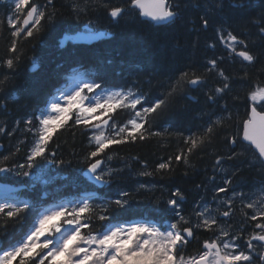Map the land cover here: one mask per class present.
<instances>
[{"label": "snow or ice", "instance_id": "snow-or-ice-1", "mask_svg": "<svg viewBox=\"0 0 264 264\" xmlns=\"http://www.w3.org/2000/svg\"><path fill=\"white\" fill-rule=\"evenodd\" d=\"M128 2L130 8L138 9L139 16L153 25L168 26L180 21L189 33L197 35L192 42L193 50L199 46V34L211 29L215 39L206 48L216 49L219 44L231 62L240 64L239 82L247 84L244 115L237 118L238 131L224 137L227 152L211 153L213 174L207 177L208 183L202 181L195 185L206 194L211 190L212 199L202 196L193 204L191 213L184 214L182 202L186 196L176 187L170 190L167 199L162 194L156 200L155 211L159 216L153 217L139 211L133 204L135 194L124 189H119L114 198L98 197L100 202L96 203L92 195L61 199L60 189L64 187L61 184L51 197L61 202L42 210L40 205L50 196L47 190L32 199L19 198L34 191L37 183L51 186L58 179L68 181L80 191L74 178L52 175L54 169L71 165V161L57 159L56 149L50 150L55 134L70 120L92 133L88 138L90 150L83 158V175L92 185L110 186L124 169L107 166L103 158L106 150L113 145L163 137L165 133L151 130L154 118L175 97L203 85L206 75L215 72L217 81L215 87L204 93L205 103L217 106L220 113L228 115H217L214 111L201 131L187 136L178 132V136H183V147L174 156L158 162L151 171L147 170L146 162H141L143 170L136 174L168 175L174 172L175 162L185 165L187 176L191 155L211 146L218 129L232 119L225 97L238 81L221 67L223 56L205 57L203 73L189 65L178 76L168 77L163 98L154 100L136 89L135 83L127 88L107 89L102 82H97L103 80L102 76H93L81 64L67 74L73 83L57 88L43 108L17 119L10 131L7 121L0 124V136L14 137L20 131L32 134L30 142L26 138L18 139L13 150L0 155V241H4L10 227L28 222L19 238L0 244V264L14 261L15 264H264V179L257 190L248 193L233 187L244 166L257 169L264 177V0ZM0 7L5 9L0 15V29L6 23L9 31V55L2 63L12 70L22 58L20 42L35 38L45 29H54L59 11L56 0L43 3L4 0ZM101 8L116 24L126 11L124 7L112 5L110 0H73L71 11L79 24L82 16ZM113 38L111 31L94 27L89 19L83 26L66 31L58 46L65 48L70 42L74 46L107 43ZM173 48L178 49L179 43ZM114 63L113 53L100 49L93 67L100 73ZM257 65L260 66L257 72L251 73L249 69ZM86 76L90 78L85 79ZM8 82L9 77L5 76L0 86ZM232 100L234 103L240 100L239 94L233 95ZM8 104L9 99L0 95V114H6ZM120 111L128 114L123 123L115 120L114 114ZM22 152L23 162H20L16 157ZM107 160H112V156H107ZM226 161L239 163L232 164L229 173L224 167ZM217 173L224 174L222 183L216 182ZM153 188L141 183L137 192ZM205 233L211 236L201 240V234ZM194 240L196 246L188 251Z\"/></svg>", "mask_w": 264, "mask_h": 264}, {"label": "trees", "instance_id": "trees-1", "mask_svg": "<svg viewBox=\"0 0 264 264\" xmlns=\"http://www.w3.org/2000/svg\"><path fill=\"white\" fill-rule=\"evenodd\" d=\"M39 2L43 3L44 0H39ZM0 3H4V0H0ZM72 3L73 0H56L59 15L55 22V28L45 29L33 39L22 40L19 45L22 58L12 70L2 63L9 55L7 52L9 46L7 24L5 23L3 29H0V80L5 76L9 77V82L0 86V95L9 99L8 108L5 110L6 114H0V124L7 121L9 131L17 119L43 108L46 101L55 94V90L71 80L67 74L71 73V70L78 65L82 64L88 67L93 76H102L103 80L97 82H102L107 89L127 88L135 83L136 89L146 94L149 100H154L156 97L163 98L168 77L178 76L180 71L187 69L189 65L203 73L205 57L212 56H223L224 61L221 67L238 81L233 84V91L225 97L232 119L223 128L218 129V135L211 146L191 155L189 161L191 167L187 168V176L184 175L185 165L183 163L176 165L175 162L174 172L168 175L142 177L136 174L143 170L141 162H146L147 170L151 171L158 162L169 156H174L183 147V136L197 133L206 127L210 113L215 111L217 115H228V113H220L217 106L205 103L204 93L215 87L217 81L215 72L206 75V82L203 85L188 89L181 96L175 97L170 101L168 107L154 118L151 130L165 133L163 137H152L143 142L138 140L134 143L113 145L106 150L103 158L107 166L124 169L123 173L110 186L92 185L83 175V158L90 150L88 138L92 133L86 131L82 125H74L70 120L65 128L58 130L55 134L50 150L56 149L57 159L63 158L66 161H71V165L54 169L52 175L74 178L80 191L68 181L58 179L56 184L51 186L37 183L34 191L21 195L19 198L32 199L47 190L50 196L45 198L46 202L40 205L42 210L50 205L60 203L61 199L74 200L80 195H92L96 203H99L100 200L96 198H114L119 189H124L135 194L133 204L138 207L139 211L145 215L152 214L153 217H158L159 213L155 211L156 200L162 194L163 198L167 199L170 190L178 187L183 190L186 196V200L182 202L184 214L191 213L193 204L202 196H206L208 200L212 199L211 190L206 194L203 189L197 190L195 185L202 181L208 183L207 177L213 174L214 157L211 153L224 154L227 152L224 137L238 131L237 118L243 117L245 112L244 96L247 84L239 82L240 64L231 62L229 54L219 44L216 49L206 48V44L215 39L211 29L199 34V46L193 50L192 42L197 39V35L189 33L181 26L180 21L168 26L153 25L150 21L142 20L139 12L130 8L128 0H110L112 5L124 7L126 10L118 24L110 20L103 8L88 16H82L77 24L71 11ZM4 12L5 9L0 7V15H3ZM89 19L93 21L94 27L111 31L114 38L107 43L93 42L74 46L70 42L65 48L58 46L59 39L66 31L83 26ZM177 42L179 48L174 49L173 46ZM100 49L110 50L115 56V63L97 73L93 62ZM34 65L37 68L35 71H31L30 68ZM259 67L257 65L249 71L255 74ZM150 77H154L151 82H149ZM235 94H239L240 100L234 103L232 96ZM224 102V100L220 101L221 104ZM114 116L117 123H123L128 118V114L124 111L117 112ZM178 132H182L183 136H178ZM24 138L30 142L32 134L20 131L14 137L0 136V155H7L10 150L14 149L17 140ZM22 155L23 152L16 157L20 162H23ZM107 156H112V160L108 161ZM133 157L138 159L133 160ZM238 163L239 161H226L224 167L230 173L231 165ZM223 175V173L216 174L217 183H222ZM262 179L264 177L257 169L244 166L242 173L236 177L233 187L237 191L248 193L259 188ZM141 183L154 186V188L151 191L140 190L137 192ZM61 184L64 185L60 189L63 194L61 199L51 198L57 186ZM83 189H88V191L85 192ZM209 189H211V184H209ZM228 195H231V192ZM163 207L164 205L161 204L160 208ZM132 218L138 219L139 217ZM235 219H239V214ZM27 227L28 222L16 225L15 228L10 227L4 241L19 238L20 233ZM208 236H211V233L201 234L200 238L202 240ZM4 241H0V244ZM195 246L196 241L194 240L188 251H192Z\"/></svg>", "mask_w": 264, "mask_h": 264}, {"label": "water", "instance_id": "water-1", "mask_svg": "<svg viewBox=\"0 0 264 264\" xmlns=\"http://www.w3.org/2000/svg\"><path fill=\"white\" fill-rule=\"evenodd\" d=\"M146 2H147V0H146ZM138 10V9H137ZM138 12H139V10H138ZM143 20H147V18H145V17H141ZM36 68H37V66L36 65H34V66H32L30 69H31V71H35L36 70Z\"/></svg>", "mask_w": 264, "mask_h": 264}, {"label": "rangeland", "instance_id": "rangeland-1", "mask_svg": "<svg viewBox=\"0 0 264 264\" xmlns=\"http://www.w3.org/2000/svg\"><path fill=\"white\" fill-rule=\"evenodd\" d=\"M71 83H73L72 80H70L67 84H71ZM65 85H66V84H65ZM97 94H99V93H97Z\"/></svg>", "mask_w": 264, "mask_h": 264}, {"label": "bare ground", "instance_id": "bare-ground-1", "mask_svg": "<svg viewBox=\"0 0 264 264\" xmlns=\"http://www.w3.org/2000/svg\"><path fill=\"white\" fill-rule=\"evenodd\" d=\"M221 180V179H220Z\"/></svg>", "mask_w": 264, "mask_h": 264}]
</instances>
